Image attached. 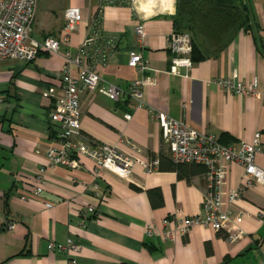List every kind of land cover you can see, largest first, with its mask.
Instances as JSON below:
<instances>
[{
    "label": "crops",
    "instance_id": "obj_1",
    "mask_svg": "<svg viewBox=\"0 0 264 264\" xmlns=\"http://www.w3.org/2000/svg\"><path fill=\"white\" fill-rule=\"evenodd\" d=\"M249 26H236L226 41L205 40L206 55L167 71L171 51L167 35L173 30L175 0L164 9L141 13L126 3L104 4L99 10L103 33L116 35L117 47L97 68L98 86L114 83L113 99L97 88L78 87L79 134L84 142L105 143L142 158L158 157L154 170L131 167L128 176L103 169L92 186V160L81 156L77 166H45L38 194L35 171L46 164L44 150L55 144L57 127L48 120L52 97L42 95L46 86L57 85L62 53H74L82 39L96 0H36L30 35L42 39L59 36L63 11L75 5L82 18L60 42L55 52L39 49L33 59H0V264H259L264 261V183L255 182L226 206L239 213L240 236L229 239L224 230L194 223L185 233L171 229L187 214L200 212L205 191L202 170L183 165L171 167L166 142L148 108H157L182 119L189 126L212 132L221 143L249 139L259 132L264 145V95L229 92L213 82L235 70L238 79L264 86V0H241ZM142 24L138 40L135 23ZM137 49L147 68L127 64L128 49ZM70 71L75 73V67ZM148 77L140 86L143 104L134 106L128 93L131 80ZM130 112L129 118L123 113ZM264 168V151L254 155ZM223 188L241 182L243 166L226 162ZM195 168L194 170H189ZM95 213L83 214L87 205ZM167 218L166 222L163 219ZM11 223V226H7ZM150 226L151 234L145 232ZM71 236L79 244L73 252L48 249L47 242L63 243Z\"/></svg>",
    "mask_w": 264,
    "mask_h": 264
},
{
    "label": "built area",
    "instance_id": "obj_2",
    "mask_svg": "<svg viewBox=\"0 0 264 264\" xmlns=\"http://www.w3.org/2000/svg\"><path fill=\"white\" fill-rule=\"evenodd\" d=\"M134 2L135 0H96L95 12L87 20L85 33L76 50L74 53H71L69 49L63 51L62 69L56 76L58 84L46 86L42 91V95L53 99L47 116L49 122L57 127V140L55 144H48L44 150L46 164L39 166L35 171L36 184L31 187L32 193L38 194L41 190L45 166L58 163L70 167L77 166L81 156H87L93 162L91 168L93 187H96L95 179L103 169L111 170L121 176H128L131 167L135 164L141 165L146 171L157 167V156L142 158L139 155L124 152L114 145L88 144L78 138L80 115L78 87L87 90L97 88L113 99L118 95V88L114 83L98 86L100 76L97 68L107 62L109 55L118 45L116 35L102 32L99 10L104 4L126 3L133 10L137 9L145 13L144 8L138 9ZM35 4L36 0H0V59L29 61L34 58L39 49L55 52L61 41L68 42L69 33L82 18L78 6H67L63 11L60 35H46L42 39H36L29 33ZM134 31L140 40L143 36L140 22L135 23ZM166 40V45L171 51L167 71L178 74L181 67L187 68L191 64L190 34L185 30H172L168 33ZM126 62L139 70L147 68L146 61L135 48L128 49ZM71 66L75 67V73L70 71ZM148 81V77H140L129 82L128 93L135 100L134 106L143 104L140 86ZM213 82L229 92L264 95V86L258 89L253 81H241L235 70H231L226 76H215ZM148 109L151 110L160 128L170 160L200 164L203 167L202 174L206 186L201 197L200 212L182 216L171 229L160 232V238H169L173 231L185 233L194 223L207 224L215 230H224V236L229 239L240 236L242 231L237 224L239 213H230L226 206L243 187L255 182L264 183V168L254 162L255 153L264 151V145L259 140V132L254 131L249 139L221 143L212 132L197 130L182 119L175 118L161 109ZM123 116L129 118L130 112H124ZM230 161L241 164L243 174L238 186L224 189L225 165ZM95 211V206L92 204H87L81 210L83 214L95 213ZM166 221L167 218H164L163 222ZM7 226L10 227L11 223H7ZM151 231L150 226H147L145 232L151 234ZM47 248L73 252L78 250L79 244L71 236H67L63 243L49 240ZM64 264H75V260L69 256ZM259 264H264V261Z\"/></svg>",
    "mask_w": 264,
    "mask_h": 264
},
{
    "label": "trees",
    "instance_id": "obj_3",
    "mask_svg": "<svg viewBox=\"0 0 264 264\" xmlns=\"http://www.w3.org/2000/svg\"><path fill=\"white\" fill-rule=\"evenodd\" d=\"M172 19L173 30H185L190 34L189 58L191 61L206 55L204 50H201L205 40L223 42L228 39L237 25L243 28L250 25L247 7L241 0H175ZM183 165L202 170V166L197 163L172 161L170 166L180 173V167Z\"/></svg>",
    "mask_w": 264,
    "mask_h": 264
},
{
    "label": "bare ground",
    "instance_id": "obj_4",
    "mask_svg": "<svg viewBox=\"0 0 264 264\" xmlns=\"http://www.w3.org/2000/svg\"><path fill=\"white\" fill-rule=\"evenodd\" d=\"M166 0H135L134 5L138 8H144L145 13L154 9H164Z\"/></svg>",
    "mask_w": 264,
    "mask_h": 264
}]
</instances>
